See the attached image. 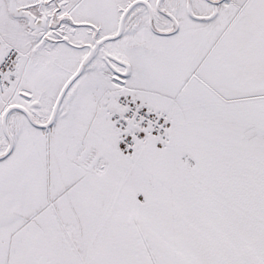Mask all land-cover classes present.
Returning <instances> with one entry per match:
<instances>
[{"label": "snow or ice", "instance_id": "1", "mask_svg": "<svg viewBox=\"0 0 264 264\" xmlns=\"http://www.w3.org/2000/svg\"><path fill=\"white\" fill-rule=\"evenodd\" d=\"M0 264H264V0H0Z\"/></svg>", "mask_w": 264, "mask_h": 264}]
</instances>
